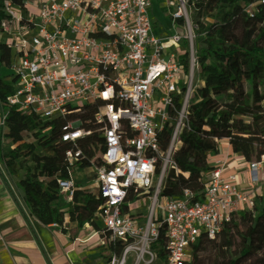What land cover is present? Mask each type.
<instances>
[{
	"label": "built area",
	"instance_id": "1",
	"mask_svg": "<svg viewBox=\"0 0 264 264\" xmlns=\"http://www.w3.org/2000/svg\"><path fill=\"white\" fill-rule=\"evenodd\" d=\"M184 1L172 20L188 26L185 36L159 38L153 34L152 0H40L35 12L27 14L4 2L0 36L6 41L1 47L9 58L6 65L12 62L11 79H16L9 106L42 122L66 121L84 108L97 109L94 124L101 140L95 150L101 163L93 167L97 177L89 188L88 210L110 242L124 245L121 254L110 253L107 264H129V258L131 264H187L202 237L214 240L234 216L254 211L264 199V155L245 163L246 173H230L228 158L218 160L202 197L189 192L179 200L161 197L196 90L193 34ZM258 5L264 7V0ZM245 13L252 17L254 6ZM185 42L187 72L181 60ZM177 97L182 105L176 129L162 154L160 134ZM0 130L6 131L4 115ZM61 130L68 145V178L57 182L58 199L68 204L77 192L73 173L83 158L79 144L92 140L80 120ZM143 204H149L146 215L140 212ZM24 209L38 223L26 205Z\"/></svg>",
	"mask_w": 264,
	"mask_h": 264
},
{
	"label": "trees",
	"instance_id": "2",
	"mask_svg": "<svg viewBox=\"0 0 264 264\" xmlns=\"http://www.w3.org/2000/svg\"><path fill=\"white\" fill-rule=\"evenodd\" d=\"M27 14L29 0H0L1 24L6 20L4 2ZM155 1V0H153ZM197 18L192 21L195 29L194 52L198 76L203 85L197 88L188 105L186 119L180 129L172 165L167 168L161 197L179 200L185 192L202 197L207 176L214 170L210 155L219 154V141H227L231 152L245 163H253L264 155V7L258 0H188ZM248 6L255 14L246 15ZM166 13V9L163 10ZM211 20L201 23L200 20ZM181 26L182 21L177 22ZM181 56L188 71L189 45L183 44ZM9 58L0 50V71ZM15 78L0 77V113L5 116L6 137L13 148L0 151V160L7 174L18 181L19 192L29 213L43 227H62L66 220L71 226L83 229L94 223L88 210L91 193L96 182L94 166L101 163L95 144L100 142V131L94 124L97 109L87 107L77 111L66 121L42 122L26 116L9 106ZM170 121L160 134L161 153L165 154L177 125V113L182 102L174 101ZM80 120L85 132L90 133L91 143L79 144L83 158L74 168L73 178L77 192L71 203L60 206L59 180L68 178L65 150L68 145L61 140L62 128L67 122ZM50 133L45 135V132ZM42 149L37 154L36 146ZM161 163L156 166V175ZM80 176L76 180L75 174ZM107 250L121 254L124 245L110 242L106 235ZM160 259L166 256V240L160 241ZM264 253V199L257 201L252 212L234 216L214 240L202 237L192 249L187 264H208L215 258L218 264H237L247 257Z\"/></svg>",
	"mask_w": 264,
	"mask_h": 264
},
{
	"label": "crops",
	"instance_id": "3",
	"mask_svg": "<svg viewBox=\"0 0 264 264\" xmlns=\"http://www.w3.org/2000/svg\"><path fill=\"white\" fill-rule=\"evenodd\" d=\"M35 9L28 6L27 11ZM10 63L0 71V77L8 81L13 77ZM218 144L219 154L209 156L210 166L227 157L230 173H246L245 162L232 154L228 142ZM24 208L18 182L6 174L0 161V264H107L111 252L101 227L79 230L68 220L59 228L43 227L28 218Z\"/></svg>",
	"mask_w": 264,
	"mask_h": 264
},
{
	"label": "rangeland",
	"instance_id": "4",
	"mask_svg": "<svg viewBox=\"0 0 264 264\" xmlns=\"http://www.w3.org/2000/svg\"><path fill=\"white\" fill-rule=\"evenodd\" d=\"M40 0H29V6L31 8H35L37 3ZM152 12H151V20L153 22V34L155 37H167L170 35H175L178 33L180 36H185V29L187 30L188 26L186 24H183L182 26L178 23H174L172 20V14L176 13L179 8L182 7V3L180 0H152ZM184 6L188 15V21H189V27L192 30L193 34V46H194V39H195V29L192 26V21L197 18V12L194 10V8H189L188 0L184 1ZM166 9V13L163 11ZM201 23H211V20H200ZM5 42L4 38L0 37V43ZM194 85L195 89L200 88L203 83L199 79L198 76V69H195V79H194ZM1 119V118H0ZM6 131L0 130V151L5 148H13V144L4 137V134ZM50 131L45 132V135L48 136ZM27 142L33 144L36 146V152L37 154H41L42 149L40 146L36 144L35 141L31 139H27ZM219 145V144H218ZM220 148V147H219ZM76 180H80V176L76 173L75 174ZM17 181V180H16ZM18 182V181H17ZM89 191V189H88ZM60 206H65L66 204H59ZM149 208V204H143L141 206V213L144 215L147 214ZM132 263V258H129V264ZM208 264H218L217 260L215 258H211L208 262ZM237 264H264V253H260L255 257H247L244 259H240L237 261Z\"/></svg>",
	"mask_w": 264,
	"mask_h": 264
}]
</instances>
